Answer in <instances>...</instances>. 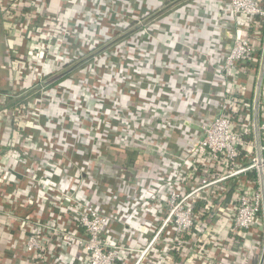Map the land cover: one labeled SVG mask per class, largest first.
I'll return each mask as SVG.
<instances>
[{"label": "built area", "instance_id": "built-area-1", "mask_svg": "<svg viewBox=\"0 0 264 264\" xmlns=\"http://www.w3.org/2000/svg\"><path fill=\"white\" fill-rule=\"evenodd\" d=\"M80 4L81 0H0L6 38L15 45L8 50L11 86L0 91V98L3 104L13 98L18 102L0 111L9 110L16 119L27 114L38 121L44 116L43 103L53 113L69 109L72 115L86 106L84 95L75 97L60 85L48 88L54 78L49 74L58 70L57 62L71 60L73 68L85 55L79 36H74L82 32ZM229 10L234 34L215 73L223 89L217 114L210 123L200 125L202 134L189 167L176 171L166 185L159 203L161 218L146 224L152 232L148 242L142 247H124L117 238L110 242L105 234L110 225L132 223L145 200L135 204V214L131 210L124 218L103 212L79 194L78 182L65 186L60 180L50 181L54 174L64 178L60 167L45 164L44 175L37 174L28 165L36 160L28 152L36 148L35 141L28 140L22 150L12 143L8 162L0 167L8 183H19L18 168L25 180V187L4 195L8 203L25 208L16 220L22 257L27 258L21 263L73 264L75 249L82 264H124L123 253L125 264H228L234 254L243 251L245 234L260 230L264 235V68L257 102L259 159L252 115L253 70L258 67L264 40V0H229ZM88 68L92 76L97 65L88 64ZM117 68L116 64L112 70ZM92 95L95 100L101 97ZM53 113H49L51 118Z\"/></svg>", "mask_w": 264, "mask_h": 264}, {"label": "crops", "instance_id": "crops-1", "mask_svg": "<svg viewBox=\"0 0 264 264\" xmlns=\"http://www.w3.org/2000/svg\"><path fill=\"white\" fill-rule=\"evenodd\" d=\"M167 1L150 0L147 7L158 8L151 13L153 14L174 1L170 4L172 6H167L169 9L165 11L162 19L169 23V34L165 35V39H171L170 44L161 45L164 37L161 38V34L157 32L154 35L157 39L146 37L139 30L132 33L138 39L141 37V52L144 55L152 51L151 60H146L144 65L148 70L147 74L153 76L157 83L149 85L143 82V78L149 77L147 75L134 76V88L125 90L123 96V99L132 102L134 108V113L129 115L144 113L153 116L154 111H162L169 116L167 121L157 119L147 126L140 125L134 136L120 137L115 134L117 145L113 147L104 135H97L94 124L99 120L97 113L89 117L92 122L85 121V127L81 124L80 111L76 115L70 114L69 109H65V112L57 109L53 113L49 110L48 103L44 104V116L41 115L38 121H34L27 114L16 119L7 112L9 110L0 111V167L8 162L7 150L12 143L18 144L22 150V146H27L30 142L28 140H33L36 148L28 152L36 160L29 161L28 165H33L34 170L41 176L47 171L45 164L60 167L64 170V178L54 174L49 177L50 181L56 184L60 180V184L65 186H69L70 182H78L77 186L80 188L76 189L79 194H84L103 212L124 218L131 210L135 214V204L145 200L132 223L105 228L107 239L112 242L117 238L124 247H142L148 242L152 232L147 225H152L153 221L161 218L159 203L165 197L166 185L173 180L176 171L190 165L192 150L202 133L200 129L190 127L185 122L189 121L200 127L210 123L217 114L223 89L215 79V73L234 34L229 0ZM131 6L126 5L127 9H131ZM132 7L141 8L139 5L134 6V3ZM102 34L108 36V30ZM132 35H122V41ZM135 37L133 36L134 39ZM10 46L15 45L6 38V27L0 21V91L11 86L12 73L8 67ZM199 49L201 56L207 58L211 66L203 67L205 63H202ZM103 52L95 55L97 69L105 65L106 54L101 56ZM116 63L123 67L122 61L114 59L109 73L113 71ZM124 66L127 67L125 64ZM104 69L106 71L107 67ZM64 88L71 90L65 86ZM88 94L86 90V95ZM101 98L95 102H101ZM25 100L26 97L21 102ZM166 101L167 105L163 106L161 102ZM4 103L1 99L0 110L4 107L11 109L18 102L13 98ZM92 106L93 102H90L89 107ZM49 113L54 114L53 119ZM56 121L62 125H58ZM80 125L86 129H81ZM154 131L158 135H153ZM18 169L16 177L20 181L13 184L8 183L7 175L0 171V264H23L21 262L27 259L22 257V239L19 238L20 230L16 221L25 212V208L19 206V203H8L7 196H4L26 186L25 180L20 176L23 172ZM77 197L80 196L77 194ZM150 220L152 222L147 223ZM225 232L220 231V235L225 236ZM263 237L260 230L252 231V235L245 234L243 251L240 255L234 254L227 263L255 264ZM124 254L120 258L125 264ZM80 257V252L72 249L71 258L76 261L73 264H82Z\"/></svg>", "mask_w": 264, "mask_h": 264}, {"label": "rangeland", "instance_id": "rangeland-1", "mask_svg": "<svg viewBox=\"0 0 264 264\" xmlns=\"http://www.w3.org/2000/svg\"><path fill=\"white\" fill-rule=\"evenodd\" d=\"M149 1L150 0H81L80 4L79 12L82 21V32H76L74 33V36L75 39H78L79 36L81 40L82 51L85 53L81 62L86 61V67H82L84 68L83 71L85 72L83 73L80 84L87 90L88 93L90 91L87 96L86 106L80 108V120L81 124L87 127L85 125V121H91L92 118L89 119V117H92L95 113H97L99 120L94 122L97 128L96 131L98 132L97 135H104L108 141H111L113 147L117 145L115 144L117 140L115 139V134H119L120 137H125L126 135L134 136L138 126H147V124H149L151 121L157 119L167 121L169 117L167 114L162 113V111H160V113H155L154 111L153 116L144 113H141L140 115H129L134 113L132 102L127 99H123L125 90L129 88L133 89L135 86V83H132L134 76H149L147 74L148 70L146 69L144 63H146V60H151L150 57L152 56L151 50L147 55H144V53L141 52L143 50V46L140 42L141 37L138 39L134 34L132 35V33L139 30L141 33L146 34V37L157 39L154 37L157 32L158 34H161V38L164 37V39H162L161 45L164 43L170 44V41H172L171 39H165V35L169 34L167 32L169 23H165L162 20L164 19L163 14L169 9L170 6H172L170 5L172 2L168 3L167 6L170 5L168 8L166 6L165 9L157 10L151 14L158 8L153 9L152 6L148 8L147 6ZM163 1H166V3L168 2L167 0ZM177 1L179 2L180 0ZM133 3L134 6L139 5L141 8H133ZM129 4L130 6L132 5L131 9H127L126 7V5L128 6ZM141 9H143L144 12H141ZM123 28L124 32L122 33ZM106 30H108V36L102 34V32H106ZM125 34L132 36H130L127 40L122 41V35ZM133 36L136 39H134ZM102 51L107 53L105 55V65L103 64L101 69L95 68V73L93 72L91 76L88 64L94 63L97 65L98 61L93 58V56L100 54ZM121 51L123 53H121ZM199 56H201V50ZM201 57L202 63H205L203 66L204 68L211 66V62L207 58L203 56ZM114 59H117V61H122L125 65H127V67H125L124 64L123 67H121L119 66V63H116L118 66L117 70H113L110 76L106 77L109 74L108 71H111V64L113 63ZM105 66L107 67L106 71L104 69ZM257 66H259V64ZM255 69L257 70L254 74V83H252L253 93L258 67ZM105 78L107 79V84H105ZM118 78H122L123 81H119ZM142 81L148 83L149 85L157 83V80H154L153 76L145 77L142 79ZM95 84L97 87H94ZM92 93L97 94V97L101 95V97H103L101 98V102H95L94 95H92ZM82 96L83 95H81V97ZM90 102H93L92 108L89 107ZM167 102L168 101L161 102V104L166 106ZM38 104L40 105V103ZM43 105L44 103L40 106ZM165 108L163 109L165 110ZM160 110L162 109L160 108ZM150 111L152 112V109H150ZM58 127L61 128L60 126ZM80 127L81 129H86L81 125ZM112 133L114 134L112 135ZM153 135H158V132L154 131ZM263 240L261 243V249L258 251L259 254L255 260V264H257L259 261Z\"/></svg>", "mask_w": 264, "mask_h": 264}, {"label": "trees", "instance_id": "trees-1", "mask_svg": "<svg viewBox=\"0 0 264 264\" xmlns=\"http://www.w3.org/2000/svg\"><path fill=\"white\" fill-rule=\"evenodd\" d=\"M60 59V60H59ZM59 61H62V57L60 56L58 58ZM73 61L71 60H67L65 62H57V66H58V72H50L49 76H53V80L49 83V87L51 88L55 85H60V86H65L67 88L71 89V92L74 93L75 97L84 95H86V89L84 87L81 86V80H82V76L83 73L85 71L84 68L82 67H86V61L85 62H81L78 65L74 66L72 68V63ZM51 70V69H50ZM256 73V69L253 70V74ZM79 74V75H77ZM253 82H254V78ZM77 80V81H75ZM214 229V228H213ZM216 230V229H215ZM236 237V236H235Z\"/></svg>", "mask_w": 264, "mask_h": 264}, {"label": "water", "instance_id": "water-1", "mask_svg": "<svg viewBox=\"0 0 264 264\" xmlns=\"http://www.w3.org/2000/svg\"><path fill=\"white\" fill-rule=\"evenodd\" d=\"M263 68H264V41H263V46H262L261 53H260L257 78H256L254 93H253L254 135H255L256 153H257L258 159L260 158V151H259V138H258V132H257V102H258V96H259V91H260L261 81H262V76H263ZM185 124H187L190 127L198 128L201 130V127H199L195 123L186 121ZM261 188L263 191L262 183H261ZM262 211H263V227L261 229L264 231V194H263V201H262ZM263 263H264V240H263L262 251H261L259 261L257 264H263Z\"/></svg>", "mask_w": 264, "mask_h": 264}, {"label": "flooded vegetation", "instance_id": "flooded-vegetation-1", "mask_svg": "<svg viewBox=\"0 0 264 264\" xmlns=\"http://www.w3.org/2000/svg\"><path fill=\"white\" fill-rule=\"evenodd\" d=\"M0 21H1V19H0Z\"/></svg>", "mask_w": 264, "mask_h": 264}]
</instances>
